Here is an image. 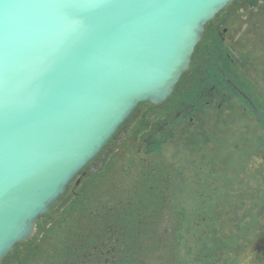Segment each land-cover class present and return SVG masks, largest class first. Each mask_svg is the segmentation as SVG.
<instances>
[{
	"label": "flooded vegetation",
	"instance_id": "obj_1",
	"mask_svg": "<svg viewBox=\"0 0 264 264\" xmlns=\"http://www.w3.org/2000/svg\"><path fill=\"white\" fill-rule=\"evenodd\" d=\"M0 264H264V0L218 11L172 94L139 104Z\"/></svg>",
	"mask_w": 264,
	"mask_h": 264
},
{
	"label": "water",
	"instance_id": "obj_2",
	"mask_svg": "<svg viewBox=\"0 0 264 264\" xmlns=\"http://www.w3.org/2000/svg\"><path fill=\"white\" fill-rule=\"evenodd\" d=\"M233 0H0V263Z\"/></svg>",
	"mask_w": 264,
	"mask_h": 264
},
{
	"label": "rangeland",
	"instance_id": "obj_3",
	"mask_svg": "<svg viewBox=\"0 0 264 264\" xmlns=\"http://www.w3.org/2000/svg\"><path fill=\"white\" fill-rule=\"evenodd\" d=\"M170 102V101H169ZM144 107V106H143ZM143 107H141L140 109L142 110L143 109ZM140 110V111H141ZM114 152V148L113 149H110V150H108V152H105L104 154H102V157H101V161L103 160V163H105V162H107L108 161V159H109V157L111 156V154ZM118 152V154H120V152L121 151H117ZM69 196H70V194H69ZM63 199H64V197H63ZM67 198H65V200H66ZM56 210H59V205H57V206H54L53 207V209H52V211H54L53 213H52V211H51V214L50 215H47V216H45L44 218H42V219H40L39 220V222L37 223V227H36V231H35V233H34V236H37V235H39L40 234V232L42 231V229H43V227H42V223H41V221L43 220V221H45V222H49L50 220H52V219H54V216H51L52 214H54L55 212H56ZM59 213V212H58ZM51 216V218H49L48 219V217H50ZM46 223V224H47ZM44 227L46 228V225H44ZM29 242V241H28Z\"/></svg>",
	"mask_w": 264,
	"mask_h": 264
},
{
	"label": "trees",
	"instance_id": "obj_4",
	"mask_svg": "<svg viewBox=\"0 0 264 264\" xmlns=\"http://www.w3.org/2000/svg\"><path fill=\"white\" fill-rule=\"evenodd\" d=\"M111 141V140H110ZM110 141L108 143H110ZM108 145V144H107Z\"/></svg>",
	"mask_w": 264,
	"mask_h": 264
}]
</instances>
